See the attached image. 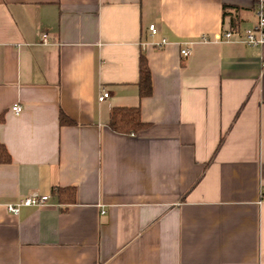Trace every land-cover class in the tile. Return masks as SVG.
<instances>
[{
  "label": "crops",
  "instance_id": "1",
  "mask_svg": "<svg viewBox=\"0 0 264 264\" xmlns=\"http://www.w3.org/2000/svg\"><path fill=\"white\" fill-rule=\"evenodd\" d=\"M257 2L0 0V264H264V44L202 40ZM113 107L148 127L112 130Z\"/></svg>",
  "mask_w": 264,
  "mask_h": 264
},
{
  "label": "trees",
  "instance_id": "2",
  "mask_svg": "<svg viewBox=\"0 0 264 264\" xmlns=\"http://www.w3.org/2000/svg\"><path fill=\"white\" fill-rule=\"evenodd\" d=\"M139 95L141 97L149 96L153 91L152 73L149 67L147 57L140 55L139 59ZM5 120V113H0V124ZM60 122L71 124L74 121L63 111L60 112ZM109 126L112 130L119 133H137L148 127L141 118L139 107H113L110 111ZM11 161V155L7 147L0 141V163ZM60 202H74L76 200V189L72 186L58 187L53 190Z\"/></svg>",
  "mask_w": 264,
  "mask_h": 264
},
{
  "label": "built area",
  "instance_id": "3",
  "mask_svg": "<svg viewBox=\"0 0 264 264\" xmlns=\"http://www.w3.org/2000/svg\"><path fill=\"white\" fill-rule=\"evenodd\" d=\"M256 15L257 21L255 24L246 29L240 28H231L223 30L221 33H215L212 37H208L207 35L202 36L203 41H209L212 39L215 40H242L248 45L258 46L264 44V0H258L256 4ZM149 30L152 34L157 33V28L155 24H151L149 26ZM41 43L49 44V37L47 34H43L41 36ZM167 44V39L163 38L161 41L156 42L155 45L157 47H163ZM189 47H183L181 49V53L183 56H188L190 54ZM109 96V91L103 90L99 95V100L103 101L105 98ZM13 111L19 113L22 111V106L14 105L12 107ZM260 202H264V190L260 192ZM51 203V195L50 194H41V195H30L23 196L19 201L14 203L6 204L7 209L12 213H18L20 211L21 206H46Z\"/></svg>",
  "mask_w": 264,
  "mask_h": 264
}]
</instances>
